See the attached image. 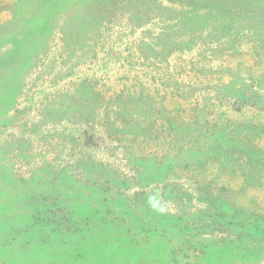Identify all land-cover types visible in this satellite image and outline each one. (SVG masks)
Returning a JSON list of instances; mask_svg holds the SVG:
<instances>
[{"label":"rangeland","instance_id":"rangeland-1","mask_svg":"<svg viewBox=\"0 0 264 264\" xmlns=\"http://www.w3.org/2000/svg\"><path fill=\"white\" fill-rule=\"evenodd\" d=\"M0 264H264V0H0Z\"/></svg>","mask_w":264,"mask_h":264}]
</instances>
